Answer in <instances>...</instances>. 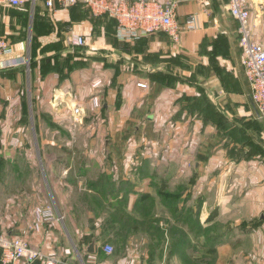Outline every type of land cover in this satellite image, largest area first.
Here are the masks:
<instances>
[{
    "label": "crops",
    "instance_id": "obj_1",
    "mask_svg": "<svg viewBox=\"0 0 264 264\" xmlns=\"http://www.w3.org/2000/svg\"><path fill=\"white\" fill-rule=\"evenodd\" d=\"M247 2L264 46V0ZM175 19L177 41L164 31L121 41L84 5H0V38L26 62L0 71V235L68 264H189L204 249L264 264V125L238 22L227 0H186ZM93 95L101 106L89 111ZM68 100L86 110L78 123ZM72 135L84 145L67 146ZM155 186L170 194L153 197ZM87 197L96 204L77 208ZM141 203L153 214L138 226ZM38 208L51 218L37 220Z\"/></svg>",
    "mask_w": 264,
    "mask_h": 264
},
{
    "label": "built area",
    "instance_id": "obj_2",
    "mask_svg": "<svg viewBox=\"0 0 264 264\" xmlns=\"http://www.w3.org/2000/svg\"><path fill=\"white\" fill-rule=\"evenodd\" d=\"M27 0H0V5L13 8L20 7ZM35 2L37 0H30ZM46 9H52L56 4L63 7L84 5L95 16H106L116 24V37L121 41H131L164 31L172 40L177 41L181 33V27L175 19L178 6L186 0H39ZM227 11L238 22V45L240 48V65L243 76L249 85L250 101L255 113L264 125V46L255 41L251 35L249 25V6L247 0H227ZM194 27L192 17L186 21L184 28L190 30ZM85 44L84 37L74 35L71 37V45L82 47ZM25 59L13 56L11 44L4 38H0V71L24 65ZM145 87V84H138ZM67 97L63 93H57L54 100L63 104ZM101 106L99 95L89 98L88 109L93 111ZM67 109L74 122H79L85 115V108L68 100ZM37 220L50 219L52 212L49 208L35 210ZM105 253H112V246H103ZM39 261L42 264H68L57 259L45 257L38 250L33 249L24 240L0 235V264H31ZM110 264V263H107Z\"/></svg>",
    "mask_w": 264,
    "mask_h": 264
},
{
    "label": "rangeland",
    "instance_id": "obj_3",
    "mask_svg": "<svg viewBox=\"0 0 264 264\" xmlns=\"http://www.w3.org/2000/svg\"><path fill=\"white\" fill-rule=\"evenodd\" d=\"M27 1H30V0H27ZM68 112H70V111H68ZM69 115H70V113H69ZM85 115H86V113H85ZM71 117V116H70ZM74 123H78V122H74ZM66 141V145L67 146H71V145H76V146H79V145H84V143H82L81 141H80V139H78L76 136H74V135H72L70 138H66L65 139ZM85 144H88V143H86L85 142ZM100 144V143H99ZM102 144V143H101ZM133 173L134 172H136L137 174H139V171H132ZM195 176H196V174H195ZM87 177V182H89V175H87L86 176ZM137 177V176H136ZM258 184L260 185L261 184V180H259L258 181ZM259 188H260V186H259ZM130 189L131 190H133L134 189V186H131L130 187ZM102 193V192H101ZM103 193H105V190H103ZM168 195V194H170V191L167 189V188H165V187H160V186H155L154 187V190H153V195H155V196H153V197H155V198H158V196L159 195H163V196H165V195ZM101 197H103V196H101ZM89 198L87 197V199H85L83 202H80V203H77V205H78V207L77 208H80V205L81 204H88L89 206L91 205L92 206V204H96V201H89L88 200ZM163 203V202H162ZM72 204V203H71ZM70 203H66V205L67 206H70L71 205ZM151 203H149V205H150ZM97 208L95 207V208H93V210L94 211H96V212H98V211H100L101 210V208H102V206H105L102 202H98L97 203ZM142 206V208L144 207L143 205H142V203L141 204H139V206L137 207V209L136 210H138L140 207ZM164 207V206H163ZM141 209V208H140ZM167 210V211H166ZM166 210H163V211H166V212H169L168 211V208L166 209ZM156 211V210H155ZM139 215H140V218H139V221L138 222H136L135 224H138V226H142V224L144 223L145 225L146 224H149V216L151 217V215L153 214V210L152 209H150V208H143V209H141L139 212ZM143 215H147L148 217L145 219V221L142 219V216ZM158 221H159V218L157 219ZM110 246H112V245H110ZM112 248L113 249H116L115 247H114V244H113V246H112ZM192 252H194L195 254H194V258L193 259H189V261H190V263L189 264H227V260H226V255H227V253L225 252V251H223L222 253L220 252V253H217V251L216 250H206V249H204L203 251L202 250H198V251H192ZM243 253H247V251H242Z\"/></svg>",
    "mask_w": 264,
    "mask_h": 264
},
{
    "label": "water",
    "instance_id": "obj_4",
    "mask_svg": "<svg viewBox=\"0 0 264 264\" xmlns=\"http://www.w3.org/2000/svg\"><path fill=\"white\" fill-rule=\"evenodd\" d=\"M93 251V246L90 245L89 248H88V252H92Z\"/></svg>",
    "mask_w": 264,
    "mask_h": 264
}]
</instances>
